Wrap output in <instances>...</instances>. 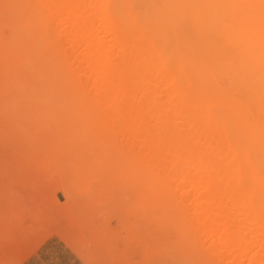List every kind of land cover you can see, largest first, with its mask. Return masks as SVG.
Listing matches in <instances>:
<instances>
[{"label": "bare ground", "instance_id": "bare-ground-1", "mask_svg": "<svg viewBox=\"0 0 264 264\" xmlns=\"http://www.w3.org/2000/svg\"><path fill=\"white\" fill-rule=\"evenodd\" d=\"M70 5L76 95L54 124L1 111L0 147L134 209L155 196L161 264H264V0Z\"/></svg>", "mask_w": 264, "mask_h": 264}, {"label": "rangeland", "instance_id": "rangeland-1", "mask_svg": "<svg viewBox=\"0 0 264 264\" xmlns=\"http://www.w3.org/2000/svg\"><path fill=\"white\" fill-rule=\"evenodd\" d=\"M40 1L33 0V18L15 1L0 3V112L34 111L23 117L54 124L76 95L75 18L70 0ZM9 155L0 147V262L8 254L23 260L52 239L82 264H161L155 196L134 209L112 190H87L77 176ZM63 185L69 197H62Z\"/></svg>", "mask_w": 264, "mask_h": 264}, {"label": "crops", "instance_id": "crops-1", "mask_svg": "<svg viewBox=\"0 0 264 264\" xmlns=\"http://www.w3.org/2000/svg\"><path fill=\"white\" fill-rule=\"evenodd\" d=\"M17 255V254H14ZM0 264H82L67 246L58 240H47L23 260L7 255Z\"/></svg>", "mask_w": 264, "mask_h": 264}]
</instances>
